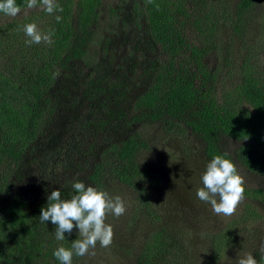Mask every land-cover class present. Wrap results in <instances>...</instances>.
<instances>
[{"label": "trees", "instance_id": "obj_1", "mask_svg": "<svg viewBox=\"0 0 264 264\" xmlns=\"http://www.w3.org/2000/svg\"><path fill=\"white\" fill-rule=\"evenodd\" d=\"M208 1L57 0L62 12L11 23L5 41L0 30V264H60L54 251L76 238L57 241L56 226L39 217L52 191L63 200L75 195L74 173L98 191L112 174L148 202L150 170L139 160L148 126L196 136L209 161L222 155L237 171L264 176V72L246 62L238 80L220 81L198 43L211 41L217 24L244 43L261 0H239L219 15ZM26 2L16 0L21 10ZM33 23L55 33L51 45L25 43L24 26ZM229 141L238 145L232 152ZM244 198L264 202V190L245 188ZM251 208L245 204L239 219L257 221ZM237 224L213 235L215 253L229 246ZM172 247L158 229L137 264H157Z\"/></svg>", "mask_w": 264, "mask_h": 264}, {"label": "rangeland", "instance_id": "obj_2", "mask_svg": "<svg viewBox=\"0 0 264 264\" xmlns=\"http://www.w3.org/2000/svg\"><path fill=\"white\" fill-rule=\"evenodd\" d=\"M238 1L209 0L208 3L219 15L232 13ZM117 2L104 0L105 6L115 7ZM196 7L197 10L201 8L199 4ZM42 10L37 5L33 9H22L14 18L0 16L2 38L8 34V29L4 30V27L15 21L34 18L40 22L37 17ZM220 21L224 22L221 17ZM247 30L245 42L242 43L240 39L233 38L234 35L226 26L217 24L211 41L207 42L205 38L198 42L205 44V63L208 68L218 72L220 81L224 79L225 83L231 84L238 80L246 62L256 72H264V0L259 2ZM123 56L127 57L125 53ZM222 86L219 83V90H222ZM141 133L142 139L148 144L139 160L150 170V178L143 181L145 190L151 195L149 201L140 204L136 189L108 174L103 191L112 197H121L126 211L119 218L113 215L106 217L105 223L113 229L109 247L102 248L97 243L96 248L91 250L95 252L94 255H73L72 264H137L149 236L162 228L167 231L172 244L176 242V247H172L171 257H161L157 264H235L237 256L247 253H251L259 264L261 256H264L260 251L261 242H264V202L244 198L234 215H216L211 205L200 201L196 195V190L203 187L201 177L210 162L204 154V144L196 136L168 134L159 126H148ZM229 142L227 148L232 152L231 149L238 145ZM237 172L243 178L245 188L264 190L263 175H257L241 166H238ZM80 174L84 173H74L71 182L78 180ZM155 175H159L160 184L152 182L151 177ZM244 203L253 207L252 213L255 212L259 217L257 221L239 219L245 208ZM233 224L238 225L234 239L226 249L215 253L211 243L213 235ZM71 234L78 239V228L74 227Z\"/></svg>", "mask_w": 264, "mask_h": 264}, {"label": "clouds", "instance_id": "obj_3", "mask_svg": "<svg viewBox=\"0 0 264 264\" xmlns=\"http://www.w3.org/2000/svg\"><path fill=\"white\" fill-rule=\"evenodd\" d=\"M44 11L52 14L54 11L62 12L55 0H39ZM38 0H27V9L37 7ZM21 12L16 0H0V13L8 17H16ZM57 22L61 16L55 17ZM27 45L40 44L51 45L53 43V31L42 33L36 24L24 26ZM203 187L196 190L197 198L211 205L216 215L232 216L235 214L238 204L244 199V180L238 174L235 164L222 155L214 156L206 165V171L201 177ZM72 189L75 193L69 200L61 198V191L55 190L47 197V207L41 209L40 222L51 221L55 225L54 236L57 241L65 240V233H72L74 227L78 228L79 238L71 243V248H57L53 255L60 264H72L73 255L85 257L94 255V250L99 243L100 247L107 248L113 239V229L105 220L108 215L116 218L122 216L125 211L124 201L121 197H112L106 191H98L93 186H87L82 181H74ZM75 222V223H74ZM260 251L264 254V242H261ZM264 258V256H262ZM235 264H257L251 253L237 256Z\"/></svg>", "mask_w": 264, "mask_h": 264}]
</instances>
